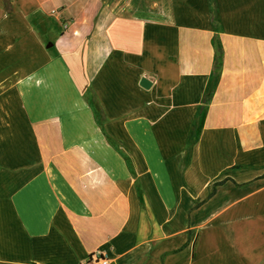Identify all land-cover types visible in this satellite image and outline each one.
I'll list each match as a JSON object with an SVG mask.
<instances>
[{
    "label": "crops",
    "instance_id": "obj_1",
    "mask_svg": "<svg viewBox=\"0 0 264 264\" xmlns=\"http://www.w3.org/2000/svg\"><path fill=\"white\" fill-rule=\"evenodd\" d=\"M0 264H264V0H0Z\"/></svg>",
    "mask_w": 264,
    "mask_h": 264
},
{
    "label": "water",
    "instance_id": "obj_2",
    "mask_svg": "<svg viewBox=\"0 0 264 264\" xmlns=\"http://www.w3.org/2000/svg\"><path fill=\"white\" fill-rule=\"evenodd\" d=\"M139 86L142 88V89H149L150 87V82L148 80H146L145 78H142L139 82Z\"/></svg>",
    "mask_w": 264,
    "mask_h": 264
},
{
    "label": "built area",
    "instance_id": "obj_3",
    "mask_svg": "<svg viewBox=\"0 0 264 264\" xmlns=\"http://www.w3.org/2000/svg\"><path fill=\"white\" fill-rule=\"evenodd\" d=\"M93 260H98V259H102L103 255H101L100 253L96 252L94 255H92Z\"/></svg>",
    "mask_w": 264,
    "mask_h": 264
},
{
    "label": "trees",
    "instance_id": "obj_4",
    "mask_svg": "<svg viewBox=\"0 0 264 264\" xmlns=\"http://www.w3.org/2000/svg\"><path fill=\"white\" fill-rule=\"evenodd\" d=\"M216 185H219V184H215V186H216Z\"/></svg>",
    "mask_w": 264,
    "mask_h": 264
},
{
    "label": "rangeland",
    "instance_id": "obj_5",
    "mask_svg": "<svg viewBox=\"0 0 264 264\" xmlns=\"http://www.w3.org/2000/svg\"><path fill=\"white\" fill-rule=\"evenodd\" d=\"M64 23V22H63Z\"/></svg>",
    "mask_w": 264,
    "mask_h": 264
}]
</instances>
